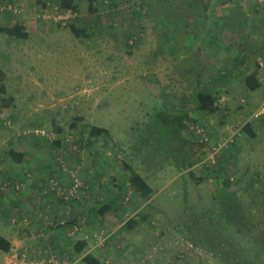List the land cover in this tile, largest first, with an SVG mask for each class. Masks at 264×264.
<instances>
[{
  "label": "rangeland",
  "instance_id": "374dc122",
  "mask_svg": "<svg viewBox=\"0 0 264 264\" xmlns=\"http://www.w3.org/2000/svg\"><path fill=\"white\" fill-rule=\"evenodd\" d=\"M100 1L93 14L87 0H78L77 24L93 30L86 38L54 20L58 0H0V26L18 23L27 34L15 40L0 33L7 91L0 110V181L22 183L14 196L35 211L27 223L0 218V234L18 241L9 256L0 255V264H15L14 250H25L29 259L51 254L83 264L80 257L93 240L77 254L74 244L84 233L71 231L82 220L90 238L108 237L106 250L94 252L99 264H220L218 259L234 258L245 264L253 257L264 264L257 258L264 252V18L258 27L250 19L264 17V0L234 7L237 34L224 28L231 27V0H147L142 15V0ZM254 3L261 13L246 10ZM187 42L193 45L188 51ZM223 44L231 48L213 47ZM188 69L195 77L183 82ZM255 70L261 87L250 91L243 79ZM197 90L215 95L217 112L195 109ZM160 112L180 118L179 134ZM246 122L254 137L240 132ZM92 126L106 129L108 137L89 138ZM235 129L232 146L214 152L213 144ZM10 149L23 154L22 163L10 159ZM11 164L19 172L35 170L24 180L14 178L6 171ZM208 166L223 167L219 177L204 172ZM132 172L150 187V199L127 182ZM71 175L82 188L60 201L51 180L67 193ZM112 199V210L98 216L95 209ZM222 206H240V229L228 232L206 222ZM129 219L136 224L126 230Z\"/></svg>",
  "mask_w": 264,
  "mask_h": 264
},
{
  "label": "trees",
  "instance_id": "16d2710c",
  "mask_svg": "<svg viewBox=\"0 0 264 264\" xmlns=\"http://www.w3.org/2000/svg\"><path fill=\"white\" fill-rule=\"evenodd\" d=\"M58 1H59L58 4H59L60 10L72 9L73 11L77 12L78 5L76 3V0H58ZM146 1L147 0H142L140 2V6L138 8V11L141 12V15H142V13L145 12V10L143 8L146 5L145 4ZM95 2H98V0H90L89 1L88 12L96 13L99 11ZM99 5L103 6L102 0L99 2ZM112 7H114V4H111V6H109L108 8H112ZM79 18H80V15L73 22L69 23V29L71 30V32L75 36H80L82 34L84 37L87 38L88 36H85L83 33L80 32L81 29L77 28L79 25V24H77ZM22 30H23V28H22L21 24H18V23H15L11 28L0 26V33L8 34L11 36V38H13L15 40H24L27 38V34L22 32ZM257 75H258L257 71L255 70V71L251 72L250 74H248L246 77H244L243 83L247 87L248 90L255 91L258 88H260L261 84L257 81ZM5 80H6L5 72L0 70V99H1L0 110L5 107V105L3 104V100H4L3 96H7ZM216 99L217 98L213 94L207 93L205 91H197L195 93L193 101H194L196 110H198L202 113L213 114V113L217 112ZM157 116H159V118L162 120V122H164V124H167L168 126H170L172 130L176 129L177 133L178 134L180 133L181 125H180V118L178 116H176V115L170 116V115H167L163 112L158 113ZM260 120H261V118H260ZM252 127H253L252 122H246L243 125V127L241 128L240 132L250 134V136L254 137L255 134L253 132L254 130ZM57 130H58V132L61 131L60 128H57ZM108 135L109 134H108V131L106 129L98 128L95 126L89 127V129H88V137L89 138H97V137L106 138V137H108ZM179 140H181V139L179 138ZM56 141L57 142H55V143L57 144V146H59L61 144V140L58 139ZM230 146H232V143L230 144ZM8 154L10 156V159L13 162L18 163V164L21 163L22 156H23L22 153H18V152H15V151L10 149V150H8ZM47 167L48 166L46 165L45 168H47ZM214 167H216V166H213V168L208 166L207 168H204V172H207V170L209 169L208 172H210V173H208V175L214 174L215 177H219L220 171L222 170L223 167L220 166V169L219 168L215 169ZM42 168L44 169V167H42ZM211 169H213V170H211ZM6 181H12V178H8ZM4 182H5V179H2L0 181V187ZM127 182L129 184H131L132 187L136 190V192H138L143 198L150 199L149 197L151 194V189L139 175H137L133 172L130 173L129 177L127 179ZM226 182H228V180ZM2 195L3 194L0 193V196H2ZM226 203L227 202H225V204ZM114 204H115V200L112 199L109 201V203L101 204V206H98L95 209V212L98 216H102L107 211H109V209H111V207H113ZM13 206H15V205H13ZM239 207L240 206H224L223 210H222V208L219 209V216L214 215L213 213H210L209 216L207 218H205V220L207 223L214 224V226L216 225V223H219V225L221 227H223L225 229V231H228V232L230 231V228H232V227L240 229L238 227V225H241L242 218H241V213H240ZM13 208L14 207H11V208H8L7 210L0 212L1 220H7L8 217L10 216V211H12ZM221 211H223L222 215H220ZM135 224H136L135 220L129 219L125 222L124 228L126 230H129ZM204 227L210 228L211 226L207 225L205 223ZM240 234H241L240 232H238V233L236 232L235 237L239 236ZM237 241H239V240H237ZM246 243L247 242L245 241V244ZM245 244L242 245L241 250L237 251L240 257H242L244 252H245V247H246ZM85 247H86V242L84 240H78L74 244V250L76 251L77 254L82 253V251ZM10 248H11L10 241L8 239H6V237H4L3 235L0 234V252L8 253L10 251ZM256 248L257 247H254V250H256ZM263 250H264V247H263ZM263 253L264 252H262V255L258 254L257 258H259L260 260L263 259V257H264ZM253 258H252V260L250 259L249 261H246L245 264H257L253 260ZM81 261L83 264H99V261L96 258V256L91 254V253L85 254L82 257ZM223 261L226 262L227 264H240V263H242V260L240 258H236V259L234 258V261H228V262L226 260H223ZM223 261L218 259V263H220V264H225Z\"/></svg>",
  "mask_w": 264,
  "mask_h": 264
},
{
  "label": "built area",
  "instance_id": "2783aa9c",
  "mask_svg": "<svg viewBox=\"0 0 264 264\" xmlns=\"http://www.w3.org/2000/svg\"><path fill=\"white\" fill-rule=\"evenodd\" d=\"M56 15L57 16L54 17V20L63 26H69V23L73 22L75 19H77L79 17V14L77 12L73 11L72 9L60 10L59 6L57 7ZM242 127H243V125H242ZM241 128L239 130H241ZM239 130L235 129V131L233 133H231L230 136H227L222 141L214 143L212 146V150L214 152H218V151H221V150L228 148L229 145L234 142L233 138L235 137V134L236 135L238 134ZM63 171H65L64 168H63ZM71 177L73 178L72 185H71V188L69 189V191L67 193L63 192V189H61V187L58 185V182L51 180V183H52L51 190L54 191V193L56 194L57 198L60 201H62V200L66 201V200H68V197H74L77 194L78 190H81V188H82V186H80L77 183L75 177L73 175H71ZM21 184L22 183H19V182L7 181L0 187V190L5 191V190L11 189V190L18 192L19 188L21 187ZM21 221H22V223L29 222L30 221L29 216L23 215L21 217ZM64 224H65V221H62V222H60L59 225L63 226ZM51 225H52V223H51ZM71 231H72V233H80V232L84 233V241L86 242V244H87V240H93V244H90V243L88 244L89 250L87 251V253H91L94 255V252L96 250H104V251L106 250L105 247H106V242H107L108 237L107 236L102 237V235H103L102 233H100V234L95 233L90 238V236L87 234L88 228H87L86 221L82 220L76 224H73L71 226ZM24 251L20 254H17L15 252V250L12 251L13 254L11 255V257H12V259L15 260V264H16V262H23V260L26 261V264H76L75 261L74 262L67 261L65 259H62L61 257L55 258V256L51 255V254H48L45 257L41 256L37 259H29L28 255H26ZM87 253H85V254H87ZM84 255H82L80 257V260H82V257ZM5 261H6L5 264L6 263L9 264L8 259H5Z\"/></svg>",
  "mask_w": 264,
  "mask_h": 264
},
{
  "label": "crops",
  "instance_id": "0c3cea01",
  "mask_svg": "<svg viewBox=\"0 0 264 264\" xmlns=\"http://www.w3.org/2000/svg\"><path fill=\"white\" fill-rule=\"evenodd\" d=\"M89 1L90 0H87V2H86V10L88 11V4H89ZM244 1V0H243ZM243 1L241 2V0H231L230 1V3H231V5L229 6V8H228V10H229V12H231V13H228V15H227V19H228V21H230L229 22V24L231 23V27L228 25V24H226L225 26H224V28L226 29L227 28V31H225L226 33L227 32H233V34H237V32H238V26H237V21L236 22H234V20H236V17H237V12H236V8L234 9V7H237L236 5L237 4H239V3H243ZM254 1V0H253ZM76 3H79L78 2V0H76ZM78 5V4H77ZM258 7V8H257ZM224 10V9H223ZM246 10H248V11H250V12H259V13H261V9H260V7L259 6H256L255 5V3H254V5H253V7L252 8H250L249 6L248 7H246ZM225 13V12H224ZM246 13V16H248L249 14L247 13V12H245ZM93 14H97V13H93ZM210 14H213V12L212 13H210ZM263 15H264V12H263ZM261 18H264V17H262V16H257V17H253V18H250L251 19V24L252 23H254L255 25V27L257 26L258 27V25H260V22H261ZM250 19L248 18L247 19V24H248V22L250 21ZM214 21V23L213 24H215L216 23V20H213ZM232 22H234V25L232 24ZM246 24V25H247ZM78 29H81V33H83L85 36H88L87 38H89V35H91V32L93 31V30H91V28H92V26H91V28L89 27V25H82V24H79V26L77 27ZM71 31V30H70ZM100 31L103 33L104 31L103 30H101V28H100ZM216 32L217 33H222V32H220V30H219V28H218V30H216ZM72 33V32H71ZM73 34V33H72ZM215 34V33H214ZM234 36H236V35H234ZM80 37H84L82 34L80 35ZM167 38V37H166ZM184 43H186V42H184ZM187 44L188 45H186V50L188 51V48H189V46H193V45H189V43L187 42ZM182 47H184V44H183V46ZM195 47H197L196 45H195ZM213 47L215 48L216 47V50H218V49H221V50H226L227 51V48L229 47V48H231V46H230V44H227V45H225V44H223L221 47L220 46H215V45H213ZM190 49V48H189ZM220 50V51H221ZM224 50V51H225ZM239 61V60H238ZM191 68V67H193V65H188V66H186V68ZM187 74H189L188 76H187ZM190 74H192V75H190ZM194 74V72H193V69H188L186 72H182V75H181V80L183 81V82H189L190 81V78H189V76L190 77H195V75H193ZM257 81L259 82V83H261V81H262V79L260 78V75L258 74V77H257ZM193 82V81H192ZM261 87V86H260ZM197 91H199V90H197ZM196 91V92H197ZM212 94V93H211ZM214 95V94H213ZM195 96V95H194ZM194 96H193V99H194ZM194 106H195V104H194ZM196 109V108H195ZM177 116V115H176ZM23 162V160L21 161V163ZM13 165H15V166H13ZM48 168H52V167H50V166H48ZM21 169V167H18L17 166V164H11V165H9L8 166V169L6 170V171H10L9 173V176H12V177H14V178H19V176L20 177H22V179L24 180V173H26L27 171H32V170H35V169H33V168H30L29 170H27L26 172H25V170H23V172H19V171H21L20 170ZM36 170L38 171V172H41V171H44V169H42L41 171L38 169V168H36ZM51 171V170H50ZM50 171H48V173L50 172ZM14 182H18V181H14ZM8 191H10V192H8ZM8 192V194H6ZM0 193L1 194H3L2 196H0V212H2V211H4V210H7L8 208H11V207H14L13 208V210L12 211H10V221H11V223H13L12 225H14L15 224V222H17L18 220H19V222L20 223H22V221H21V217L23 216V215H28L30 218H34V216H32V215H30L29 213L30 212H32V213H34L35 211L33 210V209H31V207H33V206H28V204H25L24 205V203L21 201V200H19L18 199V197H15L14 196V194H18V192H16V191H14V190H11V189H9V190H5V191H1L0 190ZM13 197H15V199L13 198ZM28 203H29V201H27ZM50 204V202H47V205H49ZM13 205H15V206H13ZM39 207V206H38ZM47 206H43V208H46ZM28 213V214H27ZM14 214H15V216H14ZM7 221H8V219H7ZM32 221V220H31ZM31 225H33V223L31 224ZM30 225V226H31ZM27 228V227H26ZM27 229H29V228H27ZM30 230V229H29ZM28 234H30L29 232H28ZM7 239V238H6ZM18 243V241H15V240H13V241H10V244H11V247L12 246H14V245H16ZM4 254V255H3ZM0 255H3V257L5 256H9V254L7 253H4V252H0Z\"/></svg>",
  "mask_w": 264,
  "mask_h": 264
}]
</instances>
